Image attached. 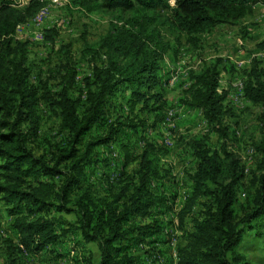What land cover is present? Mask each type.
<instances>
[{"label": "trees", "instance_id": "trees-1", "mask_svg": "<svg viewBox=\"0 0 264 264\" xmlns=\"http://www.w3.org/2000/svg\"><path fill=\"white\" fill-rule=\"evenodd\" d=\"M13 1L0 0V201L12 218L18 243L9 244L10 253L0 264H18V252L38 254L59 243L69 232L77 233L85 243L97 244L98 264H133V247L159 241L151 236L163 230L157 219H144L155 217L156 209L168 212L173 207L167 204L165 194L150 187L151 181L161 177L160 149L150 142L145 143L139 155L135 181L127 176L128 181L109 198L97 196L91 185L82 184L85 168L97 163L95 147L109 146L124 127L137 126L133 120L119 122L117 118L107 123L112 98L120 87H126L129 96L125 103L131 112L137 103L142 101L145 106L147 99L158 96L151 91L157 80L158 61L169 48L160 40L159 25L195 43V35L244 18L264 0H173L172 6L170 0H68L73 7L87 11L130 14L124 25L110 23L100 40L101 47L118 53L127 62L119 65L109 57L106 64L93 66L79 88L76 70L65 64L60 89L56 91L49 89L47 81L40 80L38 86L30 83L28 42L16 37L17 26L32 19L48 0H28L22 7ZM56 36L54 26L43 30L44 41L50 45H54ZM174 37L179 40L178 35ZM259 46L264 47V43ZM261 73L264 69H257L254 63L245 81L244 95L261 105L264 122ZM217 75L215 67L194 73L187 91L189 99L184 103L201 108L213 130L224 138L227 129L222 119L229 109L223 104L226 92L219 91ZM40 103L57 114L58 133L67 137L65 146L56 145L49 159L36 156L29 146L38 136ZM98 126L104 128L103 134L90 138L80 150L79 144ZM191 146L197 162L189 176L191 192L175 214L180 227L193 214L197 200L205 199L200 213L191 218V229L185 231V243L175 248L174 263L250 264L239 246L245 229L264 217V129L254 144L261 155L259 171L251 175L242 202H238L237 186L246 173L239 159L223 145L211 149L201 141H193ZM128 157L126 153V163ZM54 177L60 179L59 183L52 180ZM51 211L74 213L76 221L62 228L64 218L51 215ZM165 241H170V236ZM157 253H153V260L159 258ZM83 264H93L91 257L84 258Z\"/></svg>", "mask_w": 264, "mask_h": 264}, {"label": "rangeland", "instance_id": "rangeland-1", "mask_svg": "<svg viewBox=\"0 0 264 264\" xmlns=\"http://www.w3.org/2000/svg\"><path fill=\"white\" fill-rule=\"evenodd\" d=\"M59 1H48L32 19L16 28L17 39L28 42L30 83L38 86L40 80L47 81L49 89L59 90L64 65L69 64L76 70L75 81L79 88L83 87V78L91 74L93 66L106 64L109 57L119 65L126 64L127 61L118 53L108 52L101 47L100 40L106 35L110 23L124 25L129 13L87 11L73 7L68 0ZM13 2L22 7L28 0ZM173 4L174 1L170 0L169 5ZM52 26L57 30L54 45L43 38V30ZM158 29L160 40L169 46L158 61L157 80L151 91L158 96L147 99L145 106L142 101L137 103L130 112L125 103L129 90L120 87L112 98L113 106L109 110L107 123L117 118L119 122L133 120L137 126L124 127L121 135L109 146H96L97 163L85 168L82 181V184L91 185V190L97 196L109 198L112 192H117L121 184L128 181L127 176L135 181L139 155L146 142L160 149L158 164L161 177L151 181L150 187L155 192L165 194L167 204L172 205L173 209L168 212H164L163 207L156 209L155 217L144 219V222L157 219L163 230L161 234L151 236L159 241L133 247V264H175V248L185 243V231L192 226L191 218L202 209L204 197L197 200L193 214H189L180 227L175 214L183 205L185 196L191 192L189 176L197 162L191 146L193 141H201L211 149L223 145L245 167L246 177L237 186L238 202L244 201L245 187L251 175L259 171L261 160L254 144L261 139L264 129L262 107L246 97L237 104L230 91L239 80H243L245 86L254 63L257 69H264V47L259 46L264 43V4L255 5L249 15L236 22L195 35V43L165 25H159ZM175 35H178V41L174 39ZM149 48H153V45L150 44ZM207 67L218 70L219 91L226 92L223 104L229 112L222 119L227 129L224 138L213 130L214 126L205 119L201 108H192L184 103L189 99L187 91L194 81L192 75ZM261 77L264 79V74L261 73ZM158 105L161 107L153 110ZM169 112L171 115H168ZM37 113L40 118L38 136L29 146L36 156L43 155L49 159L56 145L65 146L67 137L65 133H58L59 118L55 112L40 103ZM103 132V127L93 128L78 148L83 150L86 141ZM126 153L129 156L127 163ZM52 180L59 183L60 179L54 177ZM50 214L64 218L62 228L76 221L74 213L51 211ZM135 220L139 221L138 218ZM252 224L253 227L245 229L239 250L250 264H264V217L254 220ZM11 225L12 218L0 201V262L6 261L10 253L9 244L14 246L18 243ZM169 236L170 241L164 243L163 240ZM153 253H157L159 258L153 260ZM99 254L96 243H85L77 233L69 232L59 243L46 247L38 254L18 252L16 258L18 264H83V259L90 256L92 263L98 264Z\"/></svg>", "mask_w": 264, "mask_h": 264}, {"label": "built area", "instance_id": "built-area-1", "mask_svg": "<svg viewBox=\"0 0 264 264\" xmlns=\"http://www.w3.org/2000/svg\"><path fill=\"white\" fill-rule=\"evenodd\" d=\"M49 1L60 3L59 0H49ZM40 15H37V17H39ZM244 88L245 86H244L243 80H239L238 82L234 84V86L231 87L230 94H232L231 97L235 103L240 104V102H242V100L245 98ZM168 115H171V112H169ZM168 119H169V116H168Z\"/></svg>", "mask_w": 264, "mask_h": 264}, {"label": "clouds", "instance_id": "clouds-1", "mask_svg": "<svg viewBox=\"0 0 264 264\" xmlns=\"http://www.w3.org/2000/svg\"><path fill=\"white\" fill-rule=\"evenodd\" d=\"M49 1V0H48Z\"/></svg>", "mask_w": 264, "mask_h": 264}]
</instances>
